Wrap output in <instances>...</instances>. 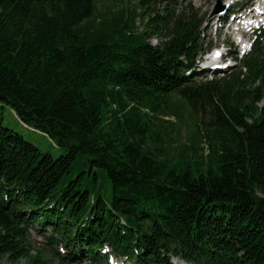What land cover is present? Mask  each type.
I'll return each instance as SVG.
<instances>
[{
	"label": "trees",
	"instance_id": "obj_1",
	"mask_svg": "<svg viewBox=\"0 0 264 264\" xmlns=\"http://www.w3.org/2000/svg\"><path fill=\"white\" fill-rule=\"evenodd\" d=\"M96 1L0 0V103L66 150L0 119V264H54L30 254L33 232L56 264H264V29L238 66L202 79L195 10L166 6L147 30L161 0L117 14ZM184 107L204 131L169 155L152 119Z\"/></svg>",
	"mask_w": 264,
	"mask_h": 264
},
{
	"label": "rangeland",
	"instance_id": "obj_2",
	"mask_svg": "<svg viewBox=\"0 0 264 264\" xmlns=\"http://www.w3.org/2000/svg\"><path fill=\"white\" fill-rule=\"evenodd\" d=\"M231 0H161L158 2V4L155 7V10H153V7L149 8L148 12H146V15L144 16L143 22L149 23L147 30L152 29L151 23L149 22L150 17H154L156 13H159V15H163L166 13V9H164L167 6V10H174L175 13H179V11L183 10L185 7H190L193 10H195L199 16L204 15V22L201 26V43L202 48L207 50V55H210L211 51L215 47H220L222 44L224 45L225 51L228 52L227 56L225 58H228L229 55L233 56L232 60H225L231 62L232 66H238L239 60H236L235 57L240 58L241 57V48L238 42V39L235 38L236 36L233 34V37H228L227 32L231 31L230 28L227 27L228 23H223L221 18L225 14V11L222 10V6L225 7V9L228 10H234L236 8H240V6L244 2H248V5H251L252 2L258 1V0H239L240 2L234 6V9L231 8V5H227ZM232 2V1H231ZM230 2V3H231ZM97 10L98 13L108 12L109 14L112 13H120V11L124 10L128 12L132 5H135V0L130 1H122V2H115L113 0H97ZM219 4L221 6L220 9L217 11L216 6ZM250 6H247L249 10ZM245 9H241V12H244ZM230 12V11H229ZM108 14V16H109ZM219 16L220 22L216 23V18ZM230 19V17H229ZM139 22L136 23V26H141ZM231 21V19H230ZM257 24H252L249 27L246 28L247 33V40L250 42L252 40V30L253 27L257 28L260 25L263 26L264 20L262 21H256ZM222 23V24H221ZM235 23V21H234ZM163 40L162 35L159 32H155L151 39L150 43L152 45H158L160 41ZM249 49V48H248ZM205 52V51H204ZM205 58V57H204ZM222 63V62H221ZM223 64V63H222ZM202 65V62H200V66ZM206 75L208 76H202V79H205V77L212 78V76H222L224 73L219 72L216 75H214L211 72L206 71ZM264 104V99H262L260 102L257 103L258 107H261ZM0 119L3 121L5 125L10 126L14 130L20 132L25 139L32 142L34 145H36L41 151L43 152H49L53 156H57L60 153L66 152L64 148L57 147L54 142L47 137L44 133L40 132L39 130H36L32 127H29L22 122L19 121L15 113L10 109V107L4 103H0ZM152 121L154 122V129H157L159 134L164 139V145L169 155L174 153V147H177L181 143L191 144L194 142L195 144L200 142L201 135L204 131L205 123L207 121V116L202 113H197L195 115H190L188 112L187 107H184L181 109V114L179 117H177L174 114H167V115H160L158 119L153 118ZM197 123H200L199 125ZM197 126L199 127V131L197 129ZM85 169V172L89 173V166L88 163L85 162V160L81 157L78 159V161L74 164L73 168L74 170H79L80 168ZM93 177V176H92ZM99 185L102 187V193L107 195L110 193V184L107 180L106 175L98 173V179L97 182L94 180L90 182V186L93 187L94 185ZM31 253L32 255H35V251H42L43 256L45 259H51L54 264L59 262V259L57 256L52 255V251L50 250V246L45 244V238L38 236L35 232L32 233L31 238ZM57 250L62 254L65 255L66 251L61 246L57 247ZM3 264H30L28 260L21 259L20 261L16 262H9L5 261ZM82 264H87L86 262Z\"/></svg>",
	"mask_w": 264,
	"mask_h": 264
},
{
	"label": "bare ground",
	"instance_id": "obj_3",
	"mask_svg": "<svg viewBox=\"0 0 264 264\" xmlns=\"http://www.w3.org/2000/svg\"><path fill=\"white\" fill-rule=\"evenodd\" d=\"M233 4H234V3H233ZM241 6H242V8H245L244 13H246V12H247V13L251 12V10H250V11L247 10L248 2H244ZM224 9H225V7L223 6V7H222V10H224ZM239 16H242V15L239 14ZM210 62H211V61H210ZM217 72H218V71H217Z\"/></svg>",
	"mask_w": 264,
	"mask_h": 264
},
{
	"label": "water",
	"instance_id": "obj_4",
	"mask_svg": "<svg viewBox=\"0 0 264 264\" xmlns=\"http://www.w3.org/2000/svg\"><path fill=\"white\" fill-rule=\"evenodd\" d=\"M219 8H220V5L218 4L217 7H216V9H219Z\"/></svg>",
	"mask_w": 264,
	"mask_h": 264
},
{
	"label": "snow or ice",
	"instance_id": "obj_5",
	"mask_svg": "<svg viewBox=\"0 0 264 264\" xmlns=\"http://www.w3.org/2000/svg\"><path fill=\"white\" fill-rule=\"evenodd\" d=\"M217 55H219V53H217Z\"/></svg>",
	"mask_w": 264,
	"mask_h": 264
}]
</instances>
